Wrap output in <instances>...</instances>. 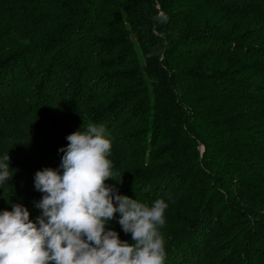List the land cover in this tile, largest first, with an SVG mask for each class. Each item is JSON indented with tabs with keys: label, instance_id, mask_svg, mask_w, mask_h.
Here are the masks:
<instances>
[{
	"label": "trees",
	"instance_id": "1",
	"mask_svg": "<svg viewBox=\"0 0 264 264\" xmlns=\"http://www.w3.org/2000/svg\"><path fill=\"white\" fill-rule=\"evenodd\" d=\"M156 1L0 0V211L36 222L35 173L103 125L106 183L169 204L164 264H264V0Z\"/></svg>",
	"mask_w": 264,
	"mask_h": 264
},
{
	"label": "clouds",
	"instance_id": "2",
	"mask_svg": "<svg viewBox=\"0 0 264 264\" xmlns=\"http://www.w3.org/2000/svg\"><path fill=\"white\" fill-rule=\"evenodd\" d=\"M60 170L45 168L34 177L43 193L30 220L26 207L13 204L0 211V264H164L163 199L151 205L120 195L114 180L110 133L103 125L82 124L66 137ZM10 156L0 157V186L15 170ZM171 199V196H169ZM119 213L118 223L131 243L107 227Z\"/></svg>",
	"mask_w": 264,
	"mask_h": 264
},
{
	"label": "rangeland",
	"instance_id": "3",
	"mask_svg": "<svg viewBox=\"0 0 264 264\" xmlns=\"http://www.w3.org/2000/svg\"><path fill=\"white\" fill-rule=\"evenodd\" d=\"M112 1H123V0H112ZM188 1H189V0H188ZM188 1H185V4L188 5L189 7H192L193 3H192L191 1H190V2H188ZM68 3H69V2H68ZM68 3H67V4H68ZM67 4H66L65 6H63L62 8H66ZM155 5H157L156 8H157V10L160 11V15H162L161 8H160L161 5H160V3H159V0L156 1V4H155ZM198 8H203V6L198 5ZM61 11H62L61 9L56 10L57 14L60 13ZM108 24L110 25V20L108 21ZM13 26L16 27V25H13ZM140 102H141V101H137V102H136V106H137V107H141ZM200 150H201V152L204 151V149H203L202 147L200 148ZM136 151L141 155V149H140L139 146H136ZM138 188H140V187H136L135 190L138 189ZM131 189H132V188H131ZM118 193H119V192H118ZM130 193H131L130 189L126 191V195H127L128 197H130ZM139 193H140V196H139L138 194H137V196H136V194H135L133 199H137L138 201L147 204V203H148V197H147L146 195L143 194V189H142V192H139ZM119 194H120V193H119ZM120 195H121V194H120ZM130 198H131V197H130ZM119 218H120V217H119V213H117L116 216H115V218H114L113 220H111V221L108 223L107 227L110 228L111 230H114V231H116L117 233H119V237H120V236L122 235V233H123V230L121 229V227H120V225H119V223H118Z\"/></svg>",
	"mask_w": 264,
	"mask_h": 264
}]
</instances>
